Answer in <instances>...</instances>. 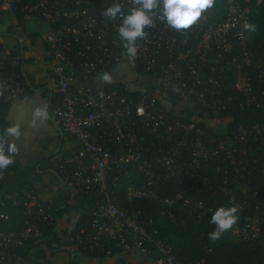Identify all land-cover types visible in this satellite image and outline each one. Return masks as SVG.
Returning <instances> with one entry per match:
<instances>
[{"label": "built area", "instance_id": "2783aa9c", "mask_svg": "<svg viewBox=\"0 0 264 264\" xmlns=\"http://www.w3.org/2000/svg\"><path fill=\"white\" fill-rule=\"evenodd\" d=\"M113 3L122 6L119 19L103 15ZM263 5L264 0H225L222 22L211 23L204 11L194 25L182 30L169 27L160 9H154L130 63L118 25L136 0H0V15L19 13L47 25L44 41L61 97L55 120L76 140L57 173L63 186L93 200L90 220L75 234L76 246L84 254L109 256L116 249L137 246L154 251L157 264H182L145 211L120 208L118 181H131L134 173L143 185L127 189L130 200L154 199L161 216L173 220L178 206L191 217L211 216L215 209L204 196L219 194L226 207L237 208V220L226 231L230 241L264 245V164L260 169L254 155L264 158V123L241 124L219 134L175 117L158 102L160 95L174 93L179 101H192L213 114L235 105L241 110L264 109V84L255 87L238 74L231 86L221 79L230 65H236L255 72L264 83V52L256 58L248 50L249 31L244 29ZM198 48L217 51V58L205 59ZM23 58L22 50L14 51L0 66V102L25 97L19 72ZM123 62L154 74L155 84L138 92L127 84L99 92L77 86L80 78H101ZM160 183L184 187L172 199H158L155 188ZM12 215L20 216L22 226H0V264H11L16 259L11 250L43 236L44 227L54 219V205L26 187L8 204L0 203V223L10 222ZM194 264L214 263L203 259Z\"/></svg>", "mask_w": 264, "mask_h": 264}, {"label": "crops", "instance_id": "0c3cea01", "mask_svg": "<svg viewBox=\"0 0 264 264\" xmlns=\"http://www.w3.org/2000/svg\"><path fill=\"white\" fill-rule=\"evenodd\" d=\"M5 15L18 26V33L8 41H0V66L14 51L22 50L24 58L20 67L26 85L25 97L12 100L6 115L8 127L19 125L21 129L18 139L9 138L18 148L14 163L31 170L26 178L28 187L34 189L41 200L53 203L55 215L43 236L28 246L24 264H157L154 251L137 246L120 249L109 256L87 255L76 246L75 232L89 220L91 207L86 197L63 186L57 173L59 163L76 147V140L66 134L55 120L61 97L51 71V53L44 41L47 25L40 19L23 15L20 20L19 13L1 14L0 25ZM109 75L111 82L102 78H80L77 86L97 90L107 85L139 80L134 87L145 89L155 84L154 80L147 81V77L135 75L126 62L115 66ZM238 75L243 82L251 81L249 72L244 68H238ZM158 99L174 115L179 109L197 112V106L192 101H180L175 111L166 99L160 96ZM37 109L44 110L46 118L42 122L37 118L33 124V112ZM206 120L197 118L195 121L219 134L227 133L225 121L218 120L220 124L210 125L205 123Z\"/></svg>", "mask_w": 264, "mask_h": 264}, {"label": "trees", "instance_id": "16d2710c", "mask_svg": "<svg viewBox=\"0 0 264 264\" xmlns=\"http://www.w3.org/2000/svg\"><path fill=\"white\" fill-rule=\"evenodd\" d=\"M28 1V0H26ZM208 14L211 23H220L225 19V0H214L213 6L205 10ZM19 19H23L22 15H18ZM251 24L255 25L254 36L248 39V50H251L255 57H260L264 52V5L257 8L253 17L251 18ZM191 46L195 47L194 41H192ZM205 59L214 61L217 58V51L209 52L204 48H198ZM133 69L135 75L147 77V81L154 80L155 75L149 72L143 71L141 67L134 64H129ZM248 71V70H246ZM19 72L22 75V79L25 81V77L19 67ZM251 77V84L255 87L263 85L256 78L255 72L248 71ZM238 74V67L236 65H230V71L221 76L222 81L227 85L231 86L235 83ZM139 80L130 81L128 83H116L112 85H107L103 89H97L95 91H107L110 89H115L117 87L123 86L125 84L132 86L134 92L142 91V89L134 87V84ZM154 85V84H153ZM151 87V86H149ZM135 95V94H132ZM171 104V106L176 109L178 108L179 100L174 93H164L160 95ZM8 102H0V133L3 129L8 127L6 123V115L8 111ZM160 105L161 101L158 99ZM164 107V106H163ZM165 108V107H164ZM178 113L174 115L183 121H194L197 118L200 119H216L219 121H225L227 130L229 132L236 129L238 125H250V124H262L264 123V109H245L241 110L236 105L232 108L218 113L213 114L207 111L199 110L197 107V112L193 113L188 110H177ZM198 123V122H197ZM201 127L202 123H198ZM152 139H154L152 137ZM255 157L259 160L260 169H263L264 158L259 153H255ZM5 174V180L0 182V203H9V198L21 190L28 187L29 183L26 178L30 175L31 170L27 168H22L16 163L2 169ZM143 185V180L136 173L131 175V181L127 178H122L118 181L116 198L121 209L133 211V210H143L146 216L151 218L154 222V226L158 231V235L168 241L174 246V250L177 259L182 264H194L206 260L208 263L214 264H264V245L259 243L254 244H244V243H234L230 241L229 234L224 232L216 240H211L209 238V233L215 231V225L210 223V215L203 216L200 218L189 216L183 209L179 206L176 207L175 215L173 220L166 219L161 216V209L158 202L154 199H129L127 189L131 186L140 187ZM187 185H194L193 182H187ZM217 183L215 184V186ZM184 186L177 183L171 184H159L155 188V194L158 199H172L178 193L183 190ZM88 199L91 213L93 200L89 196H84ZM204 200L209 207L215 210L218 207H226L223 202V197L219 194H207L204 196ZM9 207V206H7ZM8 208H4L6 211ZM90 213V218H91ZM55 216V215H54ZM89 218V220H90ZM85 221L82 227L89 221ZM0 226L3 228L18 229L21 225L20 216L11 217L10 222H1ZM47 227V225L44 227ZM78 231V230H77ZM76 231V232H77ZM75 232V234H76ZM37 240V239H36ZM35 241V240H34ZM31 243L26 244L22 248L13 249L11 253L16 254V259H14L11 264H24L25 258L27 256L28 246ZM120 249H116L114 252ZM210 251V252H209ZM113 252V253H114ZM101 256V255H94Z\"/></svg>", "mask_w": 264, "mask_h": 264}, {"label": "clouds", "instance_id": "9594fccd", "mask_svg": "<svg viewBox=\"0 0 264 264\" xmlns=\"http://www.w3.org/2000/svg\"><path fill=\"white\" fill-rule=\"evenodd\" d=\"M214 0H136V6L131 8L123 17L122 23L118 25V35L123 43L126 55L130 63H134L137 54L136 42L145 36V27L152 23L150 13L159 8L161 19L172 29H188L201 17V14L213 6ZM122 6L113 3L103 15L109 19H119ZM244 29L254 32L255 25L245 23ZM102 80L111 82L109 74H102ZM39 118L41 122L46 118V112L37 109L33 112V124ZM21 134L19 125L9 126L0 133V170L14 163V157L18 148L9 138L18 139ZM236 207H218L210 218V223L215 225V231L210 232L211 240L218 239L222 233L231 229L237 220Z\"/></svg>", "mask_w": 264, "mask_h": 264}, {"label": "rangeland", "instance_id": "374dc122", "mask_svg": "<svg viewBox=\"0 0 264 264\" xmlns=\"http://www.w3.org/2000/svg\"><path fill=\"white\" fill-rule=\"evenodd\" d=\"M18 26L14 23V21L12 20V18H10L9 16L5 15L3 17V23L2 25H0V41L4 40V41H8L9 39L13 38L11 36H13L15 33H18L17 30ZM39 31L43 32V29L39 28ZM254 32H249V38L251 39L254 36ZM15 38V36H14ZM248 38V39H249ZM241 68H243L242 66H240ZM207 124H220V122L218 120H214V119H207L206 122Z\"/></svg>", "mask_w": 264, "mask_h": 264}]
</instances>
